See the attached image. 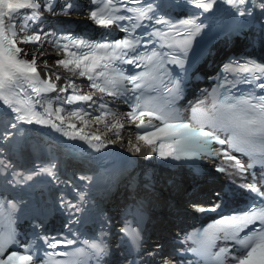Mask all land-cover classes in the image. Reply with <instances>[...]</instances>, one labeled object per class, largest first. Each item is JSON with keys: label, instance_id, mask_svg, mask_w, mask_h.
I'll return each mask as SVG.
<instances>
[{"label": "snow or ice", "instance_id": "6c2138e0", "mask_svg": "<svg viewBox=\"0 0 264 264\" xmlns=\"http://www.w3.org/2000/svg\"><path fill=\"white\" fill-rule=\"evenodd\" d=\"M90 2L94 8L90 11L89 17L95 24L102 27H109L124 20L143 21L152 19L149 15L153 12L152 4L127 9V11L135 14V17H132L117 14L120 11L117 5H123L124 0H90ZM132 2L139 4L140 0H132ZM191 2L196 7L208 11L213 7L214 0H191ZM225 2L236 9L238 14H245V9L241 6L245 5L248 0H225ZM41 7L42 5L38 0H0V102L17 113L15 119L18 121L50 124L56 131L62 132L72 139L85 140L93 148L104 147L105 145L99 136H89L82 130H77L75 124H68V127L74 131H67L62 126L65 119L60 115L63 109L56 108L53 110L51 101L44 108L43 113H40L34 110L30 96H25L24 99L19 98L17 89L25 93L30 89L32 94L40 97L42 93L53 92L57 87L51 81V78H41L40 73L37 71V53H32V59L28 60L26 58L28 53L18 46L19 44H35L41 40L40 34H27L29 21L34 22L40 18L41 14L38 10ZM43 7L45 10L51 11V0H47ZM71 7V4L65 6L66 9ZM260 7L264 8V4ZM24 9L32 10L31 15L23 16L21 22L17 24L16 18L20 15V10ZM156 22L166 23L163 20H157ZM181 23L194 25V21L191 20L182 21ZM201 27V25H194V30L188 31L184 39L174 41V45L181 51L186 52L191 44L192 37L199 33ZM177 34L179 35V33ZM156 35L164 34L157 32ZM61 40L67 41V43L61 45ZM139 43V40L129 37L113 42L90 43L70 35L62 36L55 41V45L65 53V57L57 59L56 64L73 75L78 74L80 77H86L91 82L90 87L97 89L100 93H107L113 98H123L124 102L131 107V111L126 115L133 122H136L137 129L142 130L137 133L136 139L143 141L161 157L171 156L179 160L185 156H199L202 153L212 157L219 156L221 152L211 148V144L216 142L219 145L227 144L230 149L246 154L254 162L264 163V95L249 94L239 98H224L219 103L214 100L211 105V114L203 108H193L192 122H183L180 119L178 109L174 107L175 100L180 92L178 82L169 81L172 86L164 87V92L167 93L166 97L146 96L144 91L136 94L137 90L153 88L151 83L145 84L137 81L157 80L154 73L159 67H162L159 53L153 51L147 56L138 53ZM73 48L76 50L73 51ZM39 55L43 56L44 53L41 52ZM145 61L152 64L153 67L150 71L142 72L139 75L125 76L124 72L116 67L117 63L139 67ZM172 62L180 63L177 58H173ZM44 67L48 68L46 62ZM224 70L226 72L238 71L251 74L252 80L255 81L260 78L256 73L264 74V65L245 63L237 64L235 68L231 65H225ZM60 78L61 76L57 74L56 79L59 80ZM67 79L68 88L75 89L73 80L70 77ZM244 79L248 81V76L245 75ZM125 80L133 85L132 89L124 88L123 82ZM160 83L163 84V81L160 80ZM256 87L264 89V83H259ZM60 91H67V88H61ZM129 92L132 95H129ZM56 99L61 100L60 97ZM76 101H93V97L91 95H72L67 97L65 102L72 104ZM36 103L38 104L39 101H36ZM200 103L203 104L204 102L201 101ZM88 107L91 108L92 105L90 104ZM97 110L101 111V115L94 117L96 122L105 123V127L115 129L123 127L122 124L118 123L109 125L102 119L106 115H112L113 117L116 115L108 109L106 103H100ZM198 112L202 113L203 118H198ZM53 115L60 121L59 124L46 118ZM90 115L91 113L82 108H78L69 114L70 118L80 120L84 125L88 123L84 117ZM154 121L158 123H154ZM205 125L210 130H205ZM10 127L16 128V125L11 124ZM12 134L11 131H5L0 134V139L7 140ZM116 134L119 136L118 131ZM220 134H224L225 138L222 139ZM93 139L98 143H92ZM165 148H167V151H165ZM0 151L3 150L0 149ZM135 151L139 152L140 148L135 147ZM222 152L226 162L235 161L232 166L237 170H244V165L237 157L230 155L227 150H222ZM0 164H4V162L0 161ZM6 167H11V165L7 164ZM54 168L55 165L53 164L49 167H41L39 171L54 176ZM218 170L225 171L223 167ZM36 174L33 172L24 179L30 180ZM16 175H19V173ZM242 187L256 193L259 197H264V191H261L256 184H246ZM10 206L15 208V205L11 202ZM68 206L75 207L74 205ZM197 210L206 211L204 208H198ZM209 210L214 211L215 209ZM2 215L3 205L0 204V216ZM257 221L260 223L259 228L250 229L243 236L240 235L244 229H248L250 225H255ZM121 231L128 232V229H121ZM131 236L133 242L138 243L139 234L132 232ZM44 239L50 248H55L58 244L63 243V241L56 238L45 237ZM186 240H193L197 245L189 251L206 258L209 264H264V206H252L242 213L222 217L209 224L202 231L198 230L195 235H189ZM218 240L233 241L236 254L231 255L227 247L212 252ZM67 243L71 244L72 241H67ZM84 243L94 250L93 254L95 256L102 257L106 254L105 248L96 241L89 244V241L86 240ZM13 244H15L13 230L10 227L6 230L0 229V264H32L33 256L27 254L28 248L23 249L25 253L23 255L12 251L5 257L6 250ZM84 254L83 249H75L74 252L65 253L64 255L72 257ZM57 264H75V262L69 259L64 262H57Z\"/></svg>", "mask_w": 264, "mask_h": 264}, {"label": "bare ground", "instance_id": "6f19581e", "mask_svg": "<svg viewBox=\"0 0 264 264\" xmlns=\"http://www.w3.org/2000/svg\"><path fill=\"white\" fill-rule=\"evenodd\" d=\"M74 1V3H76L81 9H83V8H85V7H87V5H86V3H82V2H80V1H75V0H73ZM38 2H40V3H42V7L40 8V11H42V13H44L43 11H44V8H43V0H38ZM71 10H73V11H75V7L74 6H72L71 8H70ZM49 12H51L52 14H57L58 12L57 11H49ZM76 14H74V12H72V16L74 17V18H80V19H84L82 22H81V26H82V24H87L88 26H91V23L89 22V20H87V19H85V14L82 12V10L81 11H76L75 12ZM83 16V17H82ZM45 17H47V16H45ZM55 18H57V17H54V19ZM53 18H50V19H48V20H52ZM37 21V20H36ZM57 21L58 22H72L73 20H66V19H63V18H57ZM41 25V22H37V26H40ZM81 26H80V28L78 29L79 31H82V28H81ZM36 27V26H35ZM29 31H32V32H35L36 34L37 33H40L39 31H36V28H30L28 31H27V33H29ZM46 41H44V40H42V42H41V46H43V49H46ZM23 47H25L26 49H28V48H31V49H33V52H37V55H38V53H40V51H39V49H40V46H37V47H35V46H28V45H24V44H21ZM44 52L46 53V54H44L45 56H46V58H44V59H41L40 60V62H46V63H49V64H53L55 67H57V64H56V60H57V53H55V52H52V51H46V50H44ZM49 54H52L53 55V57L52 56H50ZM38 57V56H37Z\"/></svg>", "mask_w": 264, "mask_h": 264}]
</instances>
